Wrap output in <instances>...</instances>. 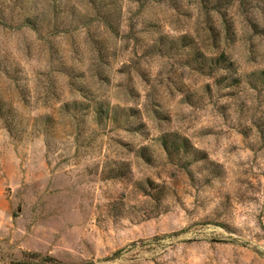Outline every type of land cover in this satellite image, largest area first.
Masks as SVG:
<instances>
[{"label": "rangeland", "instance_id": "374dc122", "mask_svg": "<svg viewBox=\"0 0 264 264\" xmlns=\"http://www.w3.org/2000/svg\"><path fill=\"white\" fill-rule=\"evenodd\" d=\"M0 264H264V0H0Z\"/></svg>", "mask_w": 264, "mask_h": 264}, {"label": "trees", "instance_id": "16d2710c", "mask_svg": "<svg viewBox=\"0 0 264 264\" xmlns=\"http://www.w3.org/2000/svg\"><path fill=\"white\" fill-rule=\"evenodd\" d=\"M166 146V145H165Z\"/></svg>", "mask_w": 264, "mask_h": 264}]
</instances>
